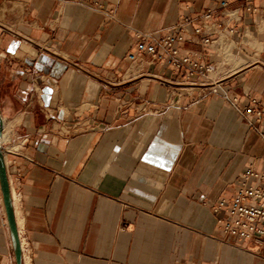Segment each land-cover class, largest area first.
<instances>
[{"label": "crops", "instance_id": "0c3cea01", "mask_svg": "<svg viewBox=\"0 0 264 264\" xmlns=\"http://www.w3.org/2000/svg\"><path fill=\"white\" fill-rule=\"evenodd\" d=\"M210 1L0 0L2 144L23 264H249L223 242L226 211L213 206L264 166V114L230 103L250 95L264 112V0H228L207 22ZM179 24L195 39L182 53L213 66L217 93L127 59L142 36ZM0 264H17L1 187Z\"/></svg>", "mask_w": 264, "mask_h": 264}, {"label": "built area", "instance_id": "2783aa9c", "mask_svg": "<svg viewBox=\"0 0 264 264\" xmlns=\"http://www.w3.org/2000/svg\"><path fill=\"white\" fill-rule=\"evenodd\" d=\"M94 5L100 6V2L94 1ZM228 7V0H211L202 12V17L207 22L213 21ZM248 10L256 11L252 8ZM218 27L222 28V24L218 23ZM203 34L202 27L194 31L195 37ZM193 41L194 36L187 37L184 25L179 24L161 35L142 36L135 45V50L127 55V59L131 62L147 59L162 70L178 74L177 80L186 86L211 87V92L217 93L218 84L211 76L213 66L204 62L198 53L184 54L181 51L183 43ZM200 42L203 46H208L213 40L207 36ZM230 103L241 117L254 116L260 121L263 118L264 112L258 109L259 101L253 96L245 95L243 101L235 97ZM213 210L216 213L226 211V215L218 221L223 242L264 262V166L261 169L254 166L247 168L235 183L233 197L220 199L213 206Z\"/></svg>", "mask_w": 264, "mask_h": 264}, {"label": "water", "instance_id": "95a60500", "mask_svg": "<svg viewBox=\"0 0 264 264\" xmlns=\"http://www.w3.org/2000/svg\"><path fill=\"white\" fill-rule=\"evenodd\" d=\"M2 143H3V118L0 115V187L3 195L8 223L11 230L16 263L23 264L22 247L16 225L11 187H10L7 165L5 161L4 149Z\"/></svg>", "mask_w": 264, "mask_h": 264}, {"label": "rangeland", "instance_id": "374dc122", "mask_svg": "<svg viewBox=\"0 0 264 264\" xmlns=\"http://www.w3.org/2000/svg\"><path fill=\"white\" fill-rule=\"evenodd\" d=\"M246 259H248L247 261H249V264H257V260L255 258L254 255L250 254V253H247L246 252Z\"/></svg>", "mask_w": 264, "mask_h": 264}, {"label": "bare ground", "instance_id": "6f19581e", "mask_svg": "<svg viewBox=\"0 0 264 264\" xmlns=\"http://www.w3.org/2000/svg\"><path fill=\"white\" fill-rule=\"evenodd\" d=\"M257 260V264H264L263 260L259 259V258H256ZM251 264V263H250Z\"/></svg>", "mask_w": 264, "mask_h": 264}]
</instances>
